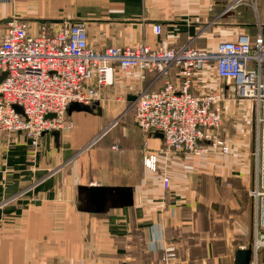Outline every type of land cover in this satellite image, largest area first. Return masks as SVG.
<instances>
[{
    "label": "crops",
    "instance_id": "obj_1",
    "mask_svg": "<svg viewBox=\"0 0 264 264\" xmlns=\"http://www.w3.org/2000/svg\"><path fill=\"white\" fill-rule=\"evenodd\" d=\"M12 19L25 21L32 35L41 25L82 21L88 45L99 51L137 43L214 50L241 34L264 35V0H5L0 39ZM112 85L136 89L124 93L130 102L163 81L115 69ZM112 85L101 91L100 114L67 113L73 129L43 134L37 147L22 134L0 132V264H163L166 246L175 249V264H234L252 239L258 167L251 103L234 99L212 65L197 72L192 93L222 91L229 152L163 154L158 132L145 135L131 118L106 127L124 110L120 98L102 101ZM102 130L109 132L100 137ZM147 150L157 153L156 172L143 163ZM93 187L130 189L132 204L108 201L99 212L89 200Z\"/></svg>",
    "mask_w": 264,
    "mask_h": 264
},
{
    "label": "built area",
    "instance_id": "obj_2",
    "mask_svg": "<svg viewBox=\"0 0 264 264\" xmlns=\"http://www.w3.org/2000/svg\"><path fill=\"white\" fill-rule=\"evenodd\" d=\"M153 31L159 35L160 25H154ZM210 65L225 87L232 88L234 99L251 103L255 140L262 138L264 143V35L260 33L219 42L214 50L137 43L99 51L88 45L82 21L41 25L40 34L32 35L25 21L12 19L0 39V132L22 134L37 147L43 134L73 129L67 115L70 104L99 102L102 89L112 85L115 69L135 70L163 81L159 90H140L132 103L137 127L145 135L162 134L160 153L207 155L214 150L227 154L229 146L221 131L222 91L191 92L195 74ZM173 70L175 82L170 80ZM49 114L54 116L47 118ZM143 163L156 172L157 153L147 150ZM169 186L170 177L163 173V190ZM250 196V264H264V153L261 179ZM163 252V264H175V249L166 246Z\"/></svg>",
    "mask_w": 264,
    "mask_h": 264
},
{
    "label": "water",
    "instance_id": "obj_3",
    "mask_svg": "<svg viewBox=\"0 0 264 264\" xmlns=\"http://www.w3.org/2000/svg\"><path fill=\"white\" fill-rule=\"evenodd\" d=\"M136 96L129 97L128 100L134 101ZM15 110L18 113H23L20 107H14ZM98 112L100 114L101 108L98 104V102H95L94 104L90 106H84L78 103H72L69 105L67 109V113L71 112H87V113H95ZM54 115L49 114L47 118H52ZM56 138L59 136V131H53L51 132ZM158 137L162 139V134L158 133ZM89 200H91L93 203L95 202V208H97V211H103L106 209V202L111 201L113 205L117 206L120 202L122 206H125L127 204H132V190L130 189H107L103 187H93L89 191ZM120 196V197H119ZM124 197V201L122 200ZM112 206V205H110ZM251 260V249L245 248V249H238L235 252L234 257V264H250Z\"/></svg>",
    "mask_w": 264,
    "mask_h": 264
},
{
    "label": "rangeland",
    "instance_id": "obj_4",
    "mask_svg": "<svg viewBox=\"0 0 264 264\" xmlns=\"http://www.w3.org/2000/svg\"><path fill=\"white\" fill-rule=\"evenodd\" d=\"M120 80H123V74H121L119 76ZM113 83V80H112ZM123 90H119L117 89V87H114L113 85L111 87H109L102 96V101L105 103V105L108 103V99L112 98L113 102L119 103L120 101L124 104V110L118 115V117H116L114 120H112L111 122L107 123L106 127L111 126L112 123L115 122V125H113L111 128H109V130H111L112 128L116 127L118 124H120V122L122 121V119H124V121H126V119L131 118V122H133V116H134V111L132 109V101L128 102L126 100V98L124 97V93H126L127 91L129 93L131 92H136V89L133 88V90H128L127 88L123 87ZM120 98V101H118V99ZM106 111H108V108H105ZM112 119V118H111ZM109 130L107 132H109ZM105 130H102L100 133H98V136L104 132ZM106 132V133H107ZM106 133H104L103 137L106 135ZM97 136V137H98ZM255 136V135H254ZM94 137V138H97ZM93 138V139H94ZM98 142V140H97ZM255 146H256V150L254 149L255 153H256V161H257V167H258V181L261 179V167H262V156L264 153V143L262 138H259V141L255 140ZM253 167H254V161H253Z\"/></svg>",
    "mask_w": 264,
    "mask_h": 264
}]
</instances>
